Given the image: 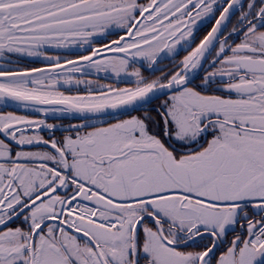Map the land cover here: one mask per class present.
I'll list each match as a JSON object with an SVG mask.
<instances>
[{
    "label": "snow or ice",
    "instance_id": "snow-or-ice-1",
    "mask_svg": "<svg viewBox=\"0 0 264 264\" xmlns=\"http://www.w3.org/2000/svg\"><path fill=\"white\" fill-rule=\"evenodd\" d=\"M0 264H264V0H0Z\"/></svg>",
    "mask_w": 264,
    "mask_h": 264
}]
</instances>
